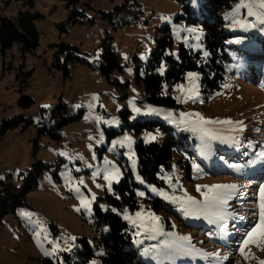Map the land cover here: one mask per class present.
Listing matches in <instances>:
<instances>
[{
	"label": "rangeland",
	"instance_id": "rangeland-1",
	"mask_svg": "<svg viewBox=\"0 0 264 264\" xmlns=\"http://www.w3.org/2000/svg\"><path fill=\"white\" fill-rule=\"evenodd\" d=\"M203 2L190 0L193 14L199 20ZM239 3L240 0L234 1L233 7L223 15V29L232 34L230 42L237 50L231 64L234 73L226 79L222 90L210 97L204 96L200 90V74L190 72L184 82L164 92L171 94L178 106L163 107L149 103L145 89L135 81L138 67L143 76L144 67L157 46V38L163 37L157 36L158 30L164 25L171 29L174 44L169 54L176 55L182 44L207 57L202 26L177 20L183 9L175 0H79L76 9L83 12L84 17L75 23H68L70 11L67 3L61 0H0V18L16 21L20 15H29L39 32V46L34 52L22 53L16 44L5 57L0 53V181L22 190V174L37 161L52 165L41 175L38 187L22 196L26 204L3 219L0 264H46V260L57 264L62 259L61 254L70 252L77 246V239L83 237L89 238L95 250L100 249L98 233L88 223L92 221L93 204L113 192L115 180L109 191L108 182L103 178L105 170L118 169L121 180L124 176L122 164L126 162L139 185L136 194L140 208L118 214L133 229V247L140 259L136 264H216L196 254L164 256L158 252L166 240L175 237L190 238L199 252L219 253L221 258H226L221 264H260L264 261V251L255 245L244 249L249 256L247 260L238 251L245 233L258 223L255 213L258 212L260 186L264 185V157L257 155L264 151V58L252 50L255 43L258 52L264 51V25L255 16H248L244 8L234 18L226 19ZM188 28L197 31L190 33L186 31ZM106 40L123 66L122 73L112 76L113 80L127 85L123 91L99 72V46ZM62 45L73 50L62 51ZM71 53L85 62L67 60ZM58 59L61 68L56 66ZM66 63L68 75L62 71ZM189 74L197 77L195 102H184L192 85ZM133 86L136 88L132 89ZM21 95L34 100L32 107L22 109L18 105ZM60 103L67 106V116H75L83 110L82 117L57 129L61 134L59 141L49 135L39 137L43 124L55 123L50 113L43 116L41 109H52ZM148 107L160 110L161 114H146ZM134 108H139L140 112ZM124 109L131 112L132 123L157 120L171 126L177 137L183 132L191 133L201 158L188 152L176 157L172 170L161 176L167 188L145 183L138 172L135 144L138 140L163 142L166 135L160 130L138 135L127 130L121 132L120 112ZM169 112L173 114L172 119L165 118ZM180 113H200L207 120H230L232 124L210 126L219 130L224 142L211 141L208 153L204 154L199 136L185 130L186 125L173 122V119L179 121ZM6 122L15 125L3 134ZM111 131L118 134L109 137ZM149 135L156 136V140L146 142ZM125 137L133 141L130 147L120 143ZM35 142H38L36 150ZM186 149L191 150L188 141ZM187 160L191 162L192 180L188 178ZM253 160L256 162L250 164ZM233 165H238L239 170ZM194 166L199 167V173ZM217 184L239 186V192L226 206L231 215L223 236L204 216H185L179 210L180 205L171 201V197L183 198L185 193L202 201L201 192L207 190L204 186ZM198 186L201 192L197 191ZM75 188H79V193ZM160 192L169 199L159 195ZM93 195L96 199L88 213L81 207V196L91 200ZM155 198L165 200L171 207L155 212L151 209ZM102 205L107 209L106 201ZM149 212L159 217L162 231L172 235L148 238L142 229L124 219L125 214L135 219L137 213H143L141 219H145ZM50 224L57 226L56 235ZM87 264H98V259L93 258Z\"/></svg>",
	"mask_w": 264,
	"mask_h": 264
},
{
	"label": "trees",
	"instance_id": "trees-1",
	"mask_svg": "<svg viewBox=\"0 0 264 264\" xmlns=\"http://www.w3.org/2000/svg\"><path fill=\"white\" fill-rule=\"evenodd\" d=\"M61 1L67 3L70 11L68 23H75L79 18L84 17V13L76 9L79 0ZM175 1L183 9V14L177 16V20H186L189 24H200L202 26L204 30L203 44L208 55L204 57L201 52H195L182 44L179 46L176 55L169 54L168 51H172L174 44L171 29L168 25H164L158 30L157 36L163 37L157 38V46L151 52V56L144 67L143 76L140 75L138 67L135 81L145 89L149 103L163 107L178 106L174 97L171 94L165 95L164 92L166 89L171 91L176 85L184 82L190 72L200 74V90L204 96L210 97L222 90L229 73L233 72L231 64L237 50L236 46L230 42L232 34L225 32L223 29V15L226 10L233 7V2L236 0H204L201 20L193 14L190 0ZM33 20L29 15H20L16 21L0 18V53L3 57L16 44L20 46L22 53H31L37 49L39 46V32ZM61 48L62 51L65 49L73 50L72 47L65 45H62ZM99 48L101 49L99 72L107 78L110 84L119 87L123 91L127 85L124 86L117 80L112 79L115 73L123 72L119 56L111 49L108 40L104 41ZM252 50L254 54L264 58V51L262 53L258 52L255 43L252 45ZM69 58L84 61L73 53L69 54L67 60ZM88 65L91 66V64ZM56 66L61 68L59 59ZM162 68L163 73H161ZM62 71L65 75L69 74L68 63L65 64ZM27 75H30V73L28 72ZM33 104L34 100L24 95H21L18 101V105L22 109H28ZM67 111V106L62 103L52 109H41V114L44 116L46 113H50V117L55 123L51 126L43 124L39 128V137L49 135L53 140L59 141L61 134L57 132V129L73 121H78L84 113L81 110L75 116L69 117L66 115ZM130 116L131 112L128 109L120 112L121 132L127 130L138 135L144 131L160 130L166 135L163 142L145 143L138 140L135 144L138 172L145 183L159 188H167V183L161 176L172 170L176 157L188 152L197 159L201 158L194 145L195 141L192 139L191 133L183 132L181 137H177L174 129L162 121L144 119L132 123ZM14 125L6 122L3 127V134ZM114 134L118 133L115 131L112 133L111 131L109 137ZM187 141L191 144V150L186 149ZM37 143L35 142V150L38 147ZM122 166L124 176L118 183L113 184L111 194L107 193L104 198H99L93 204L92 221H88L98 233L100 249L95 250L87 237L77 239V246L73 247L70 252L62 253V259L58 260L57 264H87L93 258L98 259V264L140 263L138 253L133 247V229L118 214V212L124 210L135 212L140 208L136 194L139 185L136 183L127 162ZM51 167L52 165L37 161L26 174H22L24 180L22 190L10 183L0 181V225L6 216L15 214L19 207L26 204L22 200V196L35 190L43 172ZM186 169L189 171L188 178L192 180V166L189 160H187ZM55 177H57V173H55ZM103 201L108 203L107 209H104ZM152 202L151 209L155 212L171 207L170 203L161 198H155ZM50 229L54 235L59 232L57 226L53 224H50ZM45 263L54 264L51 260H46Z\"/></svg>",
	"mask_w": 264,
	"mask_h": 264
},
{
	"label": "snow or ice",
	"instance_id": "snow-or-ice-1",
	"mask_svg": "<svg viewBox=\"0 0 264 264\" xmlns=\"http://www.w3.org/2000/svg\"><path fill=\"white\" fill-rule=\"evenodd\" d=\"M242 8L247 9L248 16H255L258 22L264 25V0H248V2H245V0H240V3L233 10V12L230 13L228 17H226V19L237 16L240 12V9ZM257 9L261 11H257ZM186 31L195 33L197 29L188 28ZM204 55L207 56V53H204ZM161 73H163V68L161 69ZM189 79L192 81V85L186 93L184 102H187L188 100L195 102L197 99L195 94L197 90V86L195 84L197 77L195 74H189ZM181 90L183 91V89ZM134 111L139 113L140 109L134 108ZM146 114L160 115L161 112L158 109L148 107ZM165 118L172 119L173 114L169 112ZM173 122L186 125L185 130L191 131L199 136L201 140V151L204 154L208 153L211 141L221 140L224 142V138L219 134V130L210 126L232 124V121L230 120H207L200 113H180L179 121L177 122L173 119ZM241 130H243L242 126ZM154 140H156V136L149 135L146 137V142ZM120 143H126L130 147L133 141L131 138L125 137L124 141ZM113 147H115V145ZM132 155L134 156V153ZM257 155L264 157V151L257 153ZM131 158L132 157L130 156V159ZM255 162V160L249 161L250 164ZM105 163L108 164L110 162L105 161ZM134 165L135 161L133 160V166ZM194 167L199 173V167ZM232 167L239 170L238 165H233ZM97 175H99V173H97ZM103 178L108 182V190L111 191L112 182L114 180L117 183L119 182V170L115 168L110 170L106 169ZM83 183V180H81L80 184ZM141 183H143V181H141ZM97 186L99 187V185ZM204 187L207 189L204 192H201L200 186L197 187V191L201 192V195L203 196L202 201L194 199L193 197L187 195V193L184 194L183 198L173 196L171 197V201L180 205L179 210L182 211L185 216H196L197 218L204 216L206 219H208L209 223L216 226L218 234L223 236L226 234V222L228 217L231 215L227 212L226 206L228 201L231 200L237 192H239V186L236 184H217ZM74 191L79 193L80 190L79 188H75ZM152 191L155 192L156 189H152ZM141 195L143 194L141 193ZM159 195L163 196L165 199H169V197L163 192H160ZM95 199L96 197L94 195L92 196L91 200H89L87 197L81 196V207L88 213H91V204ZM257 207L258 212L255 214L258 215V223L245 233V239L241 242V246L238 249L240 255L243 256L245 260H247L249 256L244 249L250 244L255 245L261 251H264V185L260 186L259 202ZM77 211H79V209H77ZM113 211H115V209H113ZM25 215L29 214L25 213ZM143 215V213H137L136 218L134 219L125 214L124 219L129 220L137 229H142L147 234L148 238L154 239L158 235H172L162 231L159 217L149 212L145 219H141ZM72 239L74 240L75 238L73 237ZM53 251H55V249ZM145 251L147 252L148 250L146 249ZM158 252L164 256H174L177 253H182L189 256L196 254L203 257L205 260L215 261L216 264H221L222 259H226L221 258L219 253L199 252V250H197L195 246L191 244V240L188 237H175L174 239L166 240ZM260 264H264V261H260Z\"/></svg>",
	"mask_w": 264,
	"mask_h": 264
},
{
	"label": "bare ground",
	"instance_id": "bare-ground-1",
	"mask_svg": "<svg viewBox=\"0 0 264 264\" xmlns=\"http://www.w3.org/2000/svg\"><path fill=\"white\" fill-rule=\"evenodd\" d=\"M148 51H149V49H147V52H148ZM134 88H135V86L132 87V89H134Z\"/></svg>",
	"mask_w": 264,
	"mask_h": 264
}]
</instances>
